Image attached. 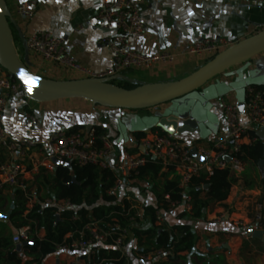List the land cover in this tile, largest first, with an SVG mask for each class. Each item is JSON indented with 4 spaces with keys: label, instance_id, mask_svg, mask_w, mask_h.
<instances>
[{
    "label": "crops",
    "instance_id": "1",
    "mask_svg": "<svg viewBox=\"0 0 264 264\" xmlns=\"http://www.w3.org/2000/svg\"><path fill=\"white\" fill-rule=\"evenodd\" d=\"M23 1L30 0H6L11 12L14 41L15 43L18 41L23 57L26 55L24 47L26 37L38 30H47L64 40L69 54L79 65V67L64 66L48 61L33 51H28L29 67L34 73L52 79H80L111 69L113 66L111 48L101 42L109 31L99 29L95 24V15L102 0H36L35 11L30 17H22L16 13L18 5ZM136 1L141 7L146 28L140 39L133 40L134 49L147 54L169 52L175 56L173 62H160L150 69H141L148 70L149 77L156 82L177 80L182 73L190 71L192 73L209 61L212 57L209 53L190 52L191 46L201 38L224 37L232 45L264 29V0ZM257 58L264 59V53ZM240 67L241 65H238L229 69L205 86V88L209 87L211 102H216L211 110L216 113L217 122L214 127L206 126L205 129L181 135L180 138L184 143L206 144L226 131L219 100L227 99L230 92L236 93L229 84L236 78L235 71ZM121 75L131 82H140L127 76L126 72ZM222 87L224 89L219 92ZM227 100L238 103L232 96ZM124 114L123 110L102 107L83 98L39 102L21 95L9 100L3 126L6 134L14 141H45L51 132L60 128L89 131L95 126H101L115 144V152L110 159L115 163L120 160V156L125 151L131 154L143 151L141 147H138L140 140L135 135L129 132L125 135L120 133L119 118ZM240 115L242 120L247 121L245 110ZM252 128L256 132L260 129ZM151 130L153 129L146 130L145 133L148 134ZM3 155L5 154L2 153L0 156ZM35 160L40 168L28 166V172L25 175L27 192L37 201L39 198L50 199L53 196H50L48 186L43 184L41 172L42 168L52 172L58 163L51 160L45 161L46 158L42 154L36 153ZM41 161H45L44 167L40 166ZM162 172L169 178L178 176L174 167L162 168ZM262 176V168L245 166L241 173L235 174L236 181L227 200L223 204L210 205L201 218L181 219L178 215L184 209L183 205L172 211H163L165 216L163 223L168 226L184 221L192 225L196 235L195 248L200 255L182 252L179 258L169 259L163 264H217L219 262L264 264V250H259L257 243L246 238L242 229L236 225V220H247L252 217L257 202L262 201L264 205V186L260 183ZM15 190L6 189L0 192V213L7 214L13 210ZM117 195L138 201L140 207L141 205H157L156 195L151 185L145 181L126 178ZM27 206L32 207L30 202ZM222 213H225L226 217L222 222L217 223L215 218ZM147 221L150 225L151 222L148 219ZM18 229L20 228L12 224L11 218L8 221L0 218V235L11 233L13 240V235ZM26 229L28 230V227ZM261 230H264V227ZM37 233L40 238L45 235L42 229ZM245 239L250 243V248L249 252L242 255L241 249ZM257 240L263 244L260 239ZM123 250L130 264H146L138 257L142 250L132 235ZM23 251L25 252V248ZM85 256L76 257L71 252L58 253L57 251L47 256L43 264H88Z\"/></svg>",
    "mask_w": 264,
    "mask_h": 264
},
{
    "label": "built area",
    "instance_id": "2",
    "mask_svg": "<svg viewBox=\"0 0 264 264\" xmlns=\"http://www.w3.org/2000/svg\"><path fill=\"white\" fill-rule=\"evenodd\" d=\"M36 5V0L23 1L18 5L16 13L22 17H30ZM95 24L97 28L109 31L101 42L111 48L113 66L104 73L93 74L92 77H111L128 70L150 69L157 63L174 61V54L169 52L147 54L134 49L133 40L140 39L146 28L141 7L136 0H102L95 15ZM25 41L29 51L41 55L48 61L68 67H79L69 54L64 40L50 31L38 30L26 37ZM229 46L228 40L224 37H204L191 46L190 52L209 53L214 56ZM21 95H25L22 84L0 67V154L7 156V160L0 166V192L6 189L26 190L25 175L28 166L38 167L35 160L36 153L42 154L46 158L45 161L51 160L58 164L70 161L80 166L94 165L101 169H111L117 174V179L109 193L117 195L124 180L139 166L144 165L148 156L157 160L162 168L174 167L179 177L184 196L183 202H172L169 196H166L169 202L167 211H172L181 205L185 210L191 211L192 196L188 193L191 179L202 171L212 175L216 168H229L234 175L241 173L246 166L240 158L243 144L256 140L250 136L252 127L264 128V87L256 89L254 86H249L246 90L244 109L248 117L247 121L242 120L238 103L221 98L219 102L226 131L214 137L209 143L186 144L176 133L165 132L162 129V133L151 130L138 143V147L143 149L142 152L131 154L125 151L120 156V160L113 163L110 159L115 152L114 142L108 134L96 135L94 129L87 131L60 128L51 132L45 141L12 140L5 132L3 119L9 100ZM31 119L34 120L33 117ZM193 148L197 149L203 160L192 155ZM45 161H41L40 166L44 167ZM29 202H35L31 195ZM43 204L55 205L59 209L74 207L69 202L54 199H45ZM137 215L142 218L143 210L137 208ZM225 217L226 214L222 213L215 218V221L220 223ZM164 221L163 211H157L156 224L160 225ZM236 225L242 229L246 238L251 236L249 231L263 229L264 205L256 204L252 217L247 220L238 219ZM84 229L89 232V238H84L81 232L80 239H72L68 245L59 247L58 253L71 252L76 257L87 255L93 249L106 246L112 235L95 221L88 223ZM36 235L38 236L37 232ZM127 235L129 232L124 230L114 240V245L121 248ZM31 236V232L20 228L13 235V242L17 244L29 241ZM138 255L146 264H163L173 256V251L156 249L148 253L139 252Z\"/></svg>",
    "mask_w": 264,
    "mask_h": 264
},
{
    "label": "trees",
    "instance_id": "3",
    "mask_svg": "<svg viewBox=\"0 0 264 264\" xmlns=\"http://www.w3.org/2000/svg\"><path fill=\"white\" fill-rule=\"evenodd\" d=\"M119 79H121L120 82L113 80L112 83L127 88L141 84V82H131L125 78ZM254 87L262 89L264 85ZM153 130L162 133L160 128ZM94 131L96 135L107 134L101 126H95ZM134 135L141 140L146 133L137 132ZM250 136L256 140L243 144L240 158L246 166L259 169V162L264 159L263 141L254 130L250 131ZM6 160V155L0 156V166ZM262 169L263 176L260 183L264 186V167ZM41 175L43 184L48 186L50 196H53L50 199L63 200L74 207L59 209L55 205H44L45 199L39 198L31 208H28L27 189L15 190L11 222L16 228L28 227L32 235L29 239L31 245L25 247V253L31 257L26 264H43V260L56 253L59 247L68 245L72 239H80L81 232L84 238H89V232L84 227L92 221L97 222L102 229L112 235L106 246L93 249L85 256L88 264H130L123 250L130 240L129 235L124 239L121 248L114 245V240L124 230L132 235L142 253L156 249L172 250L173 256L170 260L179 258L182 252L200 256L195 248L196 235L188 221L172 226L166 223L156 224L157 211L165 212L169 208L166 196H169L170 201L178 203L183 202L184 196L179 177L169 178L162 172V165L152 157L147 156L146 163L132 172L128 179L149 183L156 195L157 205H141L140 207L139 202L134 199L110 194L109 191L115 184L117 174L109 168L101 169L94 165L80 166L75 163L67 166L59 163L52 172L42 168ZM235 181V175L229 168H216L212 175L205 171L200 172L191 179L188 190L189 195L192 196V209L189 212L183 209L178 216L185 220L201 218L210 205L223 204L227 200ZM137 208L143 210V217L151 222L149 226L135 225L142 220L137 215ZM41 229L45 231L42 238L36 235V232ZM249 238L255 244L257 243L259 250H264L263 244L257 238L252 236ZM249 245L250 243L245 239L241 249L242 255L249 252ZM22 262L23 259L16 251L12 240V234L0 235V264H23Z\"/></svg>",
    "mask_w": 264,
    "mask_h": 264
},
{
    "label": "water",
    "instance_id": "4",
    "mask_svg": "<svg viewBox=\"0 0 264 264\" xmlns=\"http://www.w3.org/2000/svg\"><path fill=\"white\" fill-rule=\"evenodd\" d=\"M24 47L26 55L22 59L14 41L11 12L6 0H0V67L22 84L24 94L28 99L48 102L65 98H83L102 107L123 110L125 113L173 103L175 106L171 111L167 113L164 110L157 112L152 117L153 122L144 128H160L165 132L176 133L178 136L210 126V118L205 114V107L202 102L197 97L192 99L189 96L203 89L217 76L241 65L235 71L236 78L234 80L244 78V76H253L252 78L257 77L258 80L250 81L249 86L264 85V64L256 70L257 63L264 60L257 58L264 53V29L220 51L201 67L183 78L141 83L133 88L112 83L115 79L123 78L121 74L111 77L80 79H52L36 74L29 67V50L26 47V41ZM253 60H255L254 63L251 62ZM233 84L234 81L229 85L233 87ZM208 88L202 90V95L205 97V102L211 112L216 102H211L209 99ZM238 107L239 111L243 112L245 100H240ZM119 128L121 129L120 123ZM144 128H140V130L129 129L127 133L134 135L137 132H145ZM257 135L263 141L264 148L263 127L257 131ZM191 153L199 160H203L196 148H193ZM65 165L71 166L72 163L68 161ZM259 166L260 168L264 167V159L259 162ZM10 214L11 212L0 213V218L8 221ZM22 230L26 231L27 229L24 227ZM249 235L260 239L264 245V230L255 229L249 231ZM29 245H31L30 241L15 244L16 251L20 253V257L23 259V264L31 259L23 251Z\"/></svg>",
    "mask_w": 264,
    "mask_h": 264
},
{
    "label": "rangeland",
    "instance_id": "5",
    "mask_svg": "<svg viewBox=\"0 0 264 264\" xmlns=\"http://www.w3.org/2000/svg\"><path fill=\"white\" fill-rule=\"evenodd\" d=\"M18 42V41H17ZM15 43L16 46H17V49H18V52L19 54L21 55V58L24 59L22 53H21V48H20V45L19 43ZM251 62H255V60L251 61ZM264 64V60L262 61H259V63H257L256 67L258 70L262 65ZM255 67V68H256ZM191 72V71H190ZM190 72H186V73H182L178 78L180 79L181 77H184V76H187L189 74H191ZM254 72V71H253ZM127 73V76L129 77H132L133 79H136V80H139L140 82H156L155 79L153 78H150L149 77V71L148 70H141V69H132V70H128L126 71ZM247 75V73H246ZM253 77V76H252ZM245 77L244 78H238L236 80H234V84H233V88L235 90V94L230 92L229 95H227V99L230 98L231 96L235 99H237L236 102H239L240 100L244 101L245 100V94H246V90L248 88V84H250V81H254V80H258V78L254 77ZM249 78V79H248ZM121 79H115V82H120ZM160 80V79H158ZM205 87L201 90H198L197 92H194L193 94H191L189 96V98H199L200 102H202L203 106L205 107V114L210 118V126H213L215 125V123L217 122V115L215 112H213L211 110H209L206 102H205V97L202 95V90H204ZM221 90H219V92H221L224 87L220 88ZM229 90V89H227ZM233 90V92H234ZM225 91V90H224ZM230 91V90H229ZM232 94V95H231ZM234 94V95H233ZM175 106V104H174ZM173 106V103L170 105V104H163V105H160L159 107H152L150 109H143V110H136V111H128L126 112L123 116H121L119 118V123L121 124V130H120V133H122L123 135H125L127 133V130H140V128H144L146 125H149L150 123L153 122L152 120V117H154V115L157 113V112H162L164 110V112H169L171 111V109L174 108ZM145 130H150L151 127H146L144 128ZM203 140H205V137H203ZM206 141V140H205ZM203 141V142H205ZM33 201H37L35 199H33ZM33 202H30V205L32 206ZM142 220L139 222V223H136L135 225L136 226H148L149 225V222L147 221V219H145L144 217L141 218ZM131 235L129 234V237ZM130 239V238H129ZM217 264H223L222 262H219Z\"/></svg>",
    "mask_w": 264,
    "mask_h": 264
}]
</instances>
